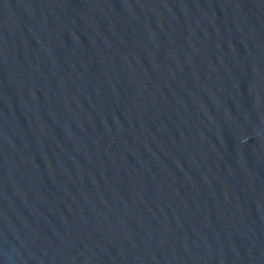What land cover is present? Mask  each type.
I'll return each mask as SVG.
<instances>
[{"label": "water", "instance_id": "1", "mask_svg": "<svg viewBox=\"0 0 264 264\" xmlns=\"http://www.w3.org/2000/svg\"><path fill=\"white\" fill-rule=\"evenodd\" d=\"M0 264H264V0H0Z\"/></svg>", "mask_w": 264, "mask_h": 264}]
</instances>
